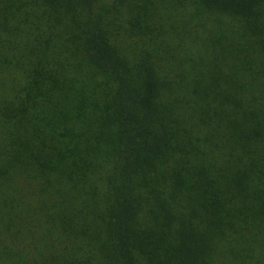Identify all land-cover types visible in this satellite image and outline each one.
Wrapping results in <instances>:
<instances>
[{
    "label": "trees",
    "instance_id": "obj_1",
    "mask_svg": "<svg viewBox=\"0 0 264 264\" xmlns=\"http://www.w3.org/2000/svg\"><path fill=\"white\" fill-rule=\"evenodd\" d=\"M0 264H264V0H0Z\"/></svg>",
    "mask_w": 264,
    "mask_h": 264
}]
</instances>
